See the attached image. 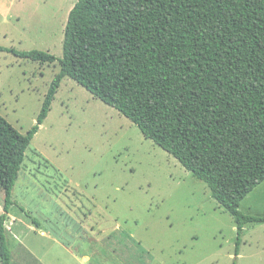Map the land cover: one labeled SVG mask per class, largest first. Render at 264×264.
Here are the masks:
<instances>
[{"label":"rangeland","instance_id":"1","mask_svg":"<svg viewBox=\"0 0 264 264\" xmlns=\"http://www.w3.org/2000/svg\"><path fill=\"white\" fill-rule=\"evenodd\" d=\"M76 2L0 0V48L62 58ZM58 72V62L0 52V116L25 135ZM12 201L13 264H264V223L245 227L236 255V224L208 188L68 78L25 153ZM3 206L0 190V216ZM248 207L264 216V183L239 210Z\"/></svg>","mask_w":264,"mask_h":264},{"label":"trees","instance_id":"2","mask_svg":"<svg viewBox=\"0 0 264 264\" xmlns=\"http://www.w3.org/2000/svg\"><path fill=\"white\" fill-rule=\"evenodd\" d=\"M4 51L59 72L25 135L0 116V264H13L5 224L25 153L65 78L208 188L236 224V255L243 229L264 223L239 210L264 182V0H77L62 58Z\"/></svg>","mask_w":264,"mask_h":264},{"label":"crops","instance_id":"3","mask_svg":"<svg viewBox=\"0 0 264 264\" xmlns=\"http://www.w3.org/2000/svg\"><path fill=\"white\" fill-rule=\"evenodd\" d=\"M263 183H264V182H263ZM261 184H262V183H261ZM261 184H260V185H261ZM258 186H259V185H258ZM258 186H257V187H258ZM253 191H254V190H253ZM253 191H252V192H253ZM252 192H251V193H252ZM251 193H249L248 195H250ZM248 195H247V196H248ZM247 196H246V197H247ZM246 197H245V198H246ZM245 198H244V199H245ZM244 199H243V200H244ZM253 212H254V210L252 209V207H248V208H247V213H245V214H249V215H250V214L253 213ZM251 215H252V214H251ZM243 232H245V228L243 229ZM131 237H132V236H131ZM62 248H63L67 253H69L70 255L73 254V252H72V250H71L70 247H67L66 245L63 244V245H62ZM82 259H83V261H85V262H87V261L89 260V258H88L87 256H83Z\"/></svg>","mask_w":264,"mask_h":264}]
</instances>
